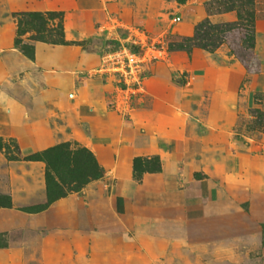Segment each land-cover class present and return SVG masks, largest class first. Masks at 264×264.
Here are the masks:
<instances>
[{
	"label": "rangeland",
	"instance_id": "374dc122",
	"mask_svg": "<svg viewBox=\"0 0 264 264\" xmlns=\"http://www.w3.org/2000/svg\"><path fill=\"white\" fill-rule=\"evenodd\" d=\"M9 1L0 0V15H7L16 29L13 14L39 12L26 5L9 11ZM117 1L122 10L118 20L102 24L99 35H87L78 42L64 40L99 56L98 65L85 76L97 78L108 88L100 104L115 126L122 123L144 132V125H156L154 108H168L172 130L182 129L177 135L193 140L207 136L211 147L180 156L179 164L175 163L187 181L194 167L193 176L202 182V193L178 204L177 219H158L152 214L144 219L131 217L128 196L144 190L142 179L148 172L140 171L138 180L133 176V164L128 170L120 161L123 146L118 131L115 134L113 128L111 135L93 137L89 126L82 124L78 133L72 134L57 117L53 125L58 129L54 133L58 143L53 146L68 142L71 149L86 148L102 169V176L51 201L46 193L44 163L26 160L42 150L32 151L21 146L16 137L0 133V204L10 200L9 207H0V264H264V127L250 129L247 125L255 117L251 109L264 116V26L252 23L251 48L245 44L250 26H245L226 31L223 43L212 52L198 48L190 53L170 52V43L192 36L190 31L206 18L203 4L209 0ZM124 3L128 7L124 8ZM39 13L46 16L48 12ZM60 13L63 26L64 13ZM59 19L48 21L46 28H56ZM209 20L212 24L234 21L235 13L213 14ZM21 28L27 31L21 37L22 45L31 44L27 38L36 34L32 26L25 21ZM51 38L60 39L57 28ZM135 41H159L163 48L139 68L137 82L98 71L103 52L121 45L144 52L145 46L136 47ZM11 90L0 91L1 104L16 93ZM70 98L75 99L73 95ZM143 113H147L146 118ZM235 118L240 122L239 130H235ZM166 131H170L167 126ZM153 138L156 146L171 145L158 136ZM235 146L246 164L231 161ZM204 162L227 169H222L221 179H213L200 170ZM175 179L179 181L180 175ZM182 188L177 185L174 193ZM58 202L56 211L63 227L54 229L51 216L43 212ZM184 206L191 209L189 218L181 212ZM38 207L43 210L30 211Z\"/></svg>",
	"mask_w": 264,
	"mask_h": 264
},
{
	"label": "crops",
	"instance_id": "0c3cea01",
	"mask_svg": "<svg viewBox=\"0 0 264 264\" xmlns=\"http://www.w3.org/2000/svg\"><path fill=\"white\" fill-rule=\"evenodd\" d=\"M16 1L19 3L17 6H10ZM253 1L254 24L258 27L264 26V0ZM24 5L31 11L63 12L64 38L68 42H78L87 35L91 38L93 35H99L102 24H110L111 21L118 20V15L122 11L117 0H23L22 2L10 0L7 2L9 11H19ZM124 5V8L128 7L127 3ZM205 14L207 17L206 10ZM5 16L0 15V91L12 89L16 90V93L0 103V133L16 137L21 146L34 151L58 143L54 137L57 126L53 125L57 117L62 119L64 127L70 128L72 134H77L82 124L89 126L93 137L106 133L111 135L114 130L117 134L118 131L123 146L120 161L125 167L128 166V170L134 157L155 154L161 160L162 169L159 173L144 175L142 179L144 190L128 196L132 208L131 217L140 216L144 219L152 214L158 219H177L178 215L176 216L175 212L178 204L181 205L183 202L184 205L185 200L198 198L202 193V182L194 178V167L191 169L190 179L185 180L183 169L176 165L179 164L176 161L180 156L211 147L212 145L207 142V136L193 140L183 134L177 135L182 129L172 130L174 123L172 117L168 116V108H154L156 125L153 127L144 125V132L133 126L129 128V125L122 123L119 127L115 126L112 118L105 115L100 104L103 103L106 97L105 89L108 88L97 78L85 76L87 71L98 65L99 56L90 53V49L76 45L35 42L34 59L29 60L14 48L16 27L12 20ZM191 33L193 30L188 35ZM95 47H98L97 44L94 45ZM99 49L101 50L100 47ZM110 84L108 83V86ZM145 93L146 88L142 94ZM71 95L74 96V100L70 98ZM142 110L144 111L141 109L140 112ZM145 115L147 113H143L144 117ZM91 119L94 122L90 123ZM235 119V130H239L240 122ZM166 126L170 131H166ZM154 136L171 145L168 148L156 146ZM234 150L235 158L231 161L239 165L242 162L246 164L247 161L240 159L239 148L235 146ZM225 168L219 164H212L211 167L210 163L205 162L200 166V170L206 176L218 180L221 179V171ZM179 175L180 180L177 181L175 177ZM177 185H183V188L174 193ZM58 204L59 202L43 212L44 215L51 216L54 229L63 227L56 211ZM190 211V208L184 206L181 212H185V216L189 218ZM126 214L130 217L127 212ZM153 245L158 250L157 244L153 243Z\"/></svg>",
	"mask_w": 264,
	"mask_h": 264
},
{
	"label": "trees",
	"instance_id": "16d2710c",
	"mask_svg": "<svg viewBox=\"0 0 264 264\" xmlns=\"http://www.w3.org/2000/svg\"><path fill=\"white\" fill-rule=\"evenodd\" d=\"M254 1L253 0H209L204 4L207 17L199 22L190 37H183L179 41L172 42L168 45L170 52L184 51L190 53L192 49L198 48L207 52H212L223 43V34L233 28L248 27L249 34L246 36L245 44L251 48L254 42ZM234 12L236 20L221 24H212L209 16L213 14H222ZM17 21V35L14 38L13 46L27 59H34V43L44 42L52 45H67L64 40L62 14L60 12H48L46 16L39 12L17 13L13 14ZM59 17L57 29L60 39H54L52 32L56 28L47 29L48 21ZM26 19V20H25ZM27 21L35 31V35H30L27 41L31 44H23L22 36L27 33L21 28ZM246 22V23H244ZM48 32V35H46ZM255 117L247 121L250 129L256 125L264 127V116L257 109H251ZM248 126V127H249ZM29 161H40L45 165V185L48 199L51 201L66 196L68 192L79 191L85 184L91 180L98 179L102 176V169L93 156L86 148L71 149L68 142L60 143L55 146L46 148L42 151L35 152L26 157ZM160 161L157 156L150 159H133V176L140 180L141 173H156L161 171ZM142 169V170H141ZM10 200L1 203L0 207H9ZM43 207L31 208L30 211H42Z\"/></svg>",
	"mask_w": 264,
	"mask_h": 264
},
{
	"label": "built area",
	"instance_id": "2783aa9c",
	"mask_svg": "<svg viewBox=\"0 0 264 264\" xmlns=\"http://www.w3.org/2000/svg\"><path fill=\"white\" fill-rule=\"evenodd\" d=\"M136 47L144 45V52H135L129 45H121L118 49L103 52L101 56V66L98 69L100 73H113L121 76L125 81L132 80L137 82L141 66L152 59H155L160 50L163 49L159 43L140 41L133 44ZM147 50V51H146ZM167 52V50H165Z\"/></svg>",
	"mask_w": 264,
	"mask_h": 264
}]
</instances>
